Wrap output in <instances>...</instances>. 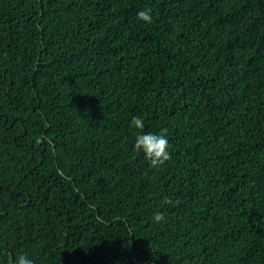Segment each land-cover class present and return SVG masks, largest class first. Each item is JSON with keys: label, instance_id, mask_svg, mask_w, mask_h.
Instances as JSON below:
<instances>
[{"label": "trees", "instance_id": "16d2710c", "mask_svg": "<svg viewBox=\"0 0 264 264\" xmlns=\"http://www.w3.org/2000/svg\"><path fill=\"white\" fill-rule=\"evenodd\" d=\"M134 115L167 129L155 169ZM21 254L264 264V0H0V264Z\"/></svg>", "mask_w": 264, "mask_h": 264}, {"label": "clouds", "instance_id": "9594fccd", "mask_svg": "<svg viewBox=\"0 0 264 264\" xmlns=\"http://www.w3.org/2000/svg\"><path fill=\"white\" fill-rule=\"evenodd\" d=\"M138 18L151 22L150 12L148 10L140 11ZM128 127L133 130V139L131 147L134 153L142 154L148 165L155 169L163 165L170 158V144L167 135V129H160L157 132L145 131V118L142 115H134L128 121ZM165 203H172L171 200L166 199ZM165 219L160 211L152 214V221L154 223H161ZM16 264H35V262L27 255L21 254Z\"/></svg>", "mask_w": 264, "mask_h": 264}, {"label": "water", "instance_id": "95a60500", "mask_svg": "<svg viewBox=\"0 0 264 264\" xmlns=\"http://www.w3.org/2000/svg\"><path fill=\"white\" fill-rule=\"evenodd\" d=\"M13 259V258H12ZM12 263V262H11Z\"/></svg>", "mask_w": 264, "mask_h": 264}]
</instances>
